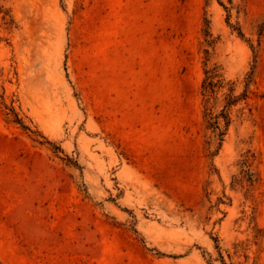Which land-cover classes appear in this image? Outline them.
Returning <instances> with one entry per match:
<instances>
[{
	"label": "rangeland",
	"instance_id": "374dc122",
	"mask_svg": "<svg viewBox=\"0 0 264 264\" xmlns=\"http://www.w3.org/2000/svg\"><path fill=\"white\" fill-rule=\"evenodd\" d=\"M220 1L0 0V264H264V0Z\"/></svg>",
	"mask_w": 264,
	"mask_h": 264
},
{
	"label": "trees",
	"instance_id": "16d2710c",
	"mask_svg": "<svg viewBox=\"0 0 264 264\" xmlns=\"http://www.w3.org/2000/svg\"><path fill=\"white\" fill-rule=\"evenodd\" d=\"M218 2L226 11H229L228 7L222 1L218 0ZM227 23L235 32H237V34L240 36L241 39L245 40V42H247L249 44L251 51H252V54H253V63H252L250 72L245 77L244 88H243L242 92L239 93L238 95H236L232 91L226 97V103L224 105L222 112L219 114V116L209 118L210 119L209 120V127L213 131V133L215 134V136L218 138V141H219L217 151L211 155V158L216 156L218 150L220 149V147L222 146V144L224 142V137L227 135L228 129L231 125V117L229 114L230 109L232 107L242 103V102L248 101V99L250 98L251 86L255 82L254 75H255L256 64H257V59H258L257 48L251 43V41L246 39L244 33L239 28L232 25L230 23V21H228V19H227ZM263 32H264V20L262 22V28H261L260 35H262ZM217 78L218 77H217L215 71L214 70L211 71V70L207 69V67L205 66L204 80L202 83V96H203V99L205 102V117H207V118L210 116V114L208 113V108H207L208 103L210 100H212L214 98V95L216 93V88H217V84H218V82H216ZM15 122L17 124H19L20 126H22L23 128L27 129V127H25V125H23L21 120L18 119L17 117H16ZM221 122H222V125H221ZM243 165L245 167L249 166V157L248 156L244 160ZM212 167L216 170L214 163H212ZM219 202L222 203L223 201L220 199ZM212 240L215 242V248L219 251V253H218L217 259H214L212 255L206 253V255L209 257L207 259V262L209 264H214L215 261H219L221 264H227L225 262L223 256H222V253L220 250L219 238L217 236H213ZM230 264H233V263H230Z\"/></svg>",
	"mask_w": 264,
	"mask_h": 264
}]
</instances>
